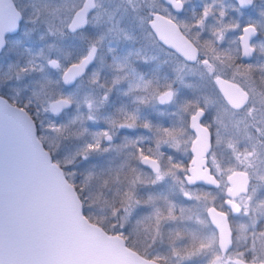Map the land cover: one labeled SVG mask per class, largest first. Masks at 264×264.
Listing matches in <instances>:
<instances>
[{
	"label": "snow or ice",
	"instance_id": "1",
	"mask_svg": "<svg viewBox=\"0 0 264 264\" xmlns=\"http://www.w3.org/2000/svg\"><path fill=\"white\" fill-rule=\"evenodd\" d=\"M0 264H264V0H0Z\"/></svg>",
	"mask_w": 264,
	"mask_h": 264
},
{
	"label": "flooded vegetation",
	"instance_id": "2",
	"mask_svg": "<svg viewBox=\"0 0 264 264\" xmlns=\"http://www.w3.org/2000/svg\"><path fill=\"white\" fill-rule=\"evenodd\" d=\"M196 3H199L200 0H195ZM229 2V0H224V3L227 4ZM251 14V13H250ZM243 19V18H242Z\"/></svg>",
	"mask_w": 264,
	"mask_h": 264
}]
</instances>
